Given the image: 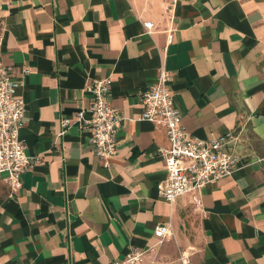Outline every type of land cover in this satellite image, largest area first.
<instances>
[{
    "label": "crops",
    "instance_id": "1",
    "mask_svg": "<svg viewBox=\"0 0 264 264\" xmlns=\"http://www.w3.org/2000/svg\"><path fill=\"white\" fill-rule=\"evenodd\" d=\"M154 27L145 33L143 21ZM0 59L26 101L20 139L40 159L11 189L0 174V264H109L130 247L142 264H264V0H0ZM189 135L231 131L235 171L171 204L156 154L166 129L125 121L106 165L76 124L86 84L109 79V100L125 117L159 67ZM24 70H27L24 72ZM170 221L161 243L156 223Z\"/></svg>",
    "mask_w": 264,
    "mask_h": 264
},
{
    "label": "built area",
    "instance_id": "2",
    "mask_svg": "<svg viewBox=\"0 0 264 264\" xmlns=\"http://www.w3.org/2000/svg\"><path fill=\"white\" fill-rule=\"evenodd\" d=\"M164 1L169 11L178 2ZM142 24L145 33L150 34L153 22L146 20ZM170 81V71L164 65L160 66L154 81L139 93L141 111L135 117H125L109 100V79L92 78L85 86L90 94L89 105L72 115L60 117L58 134L64 133L72 124L86 129L93 152L107 165L117 151L116 133L126 120H148L161 124L166 129L168 144L156 148L166 171V176L157 182V192L170 204L184 193H199L208 183L237 169L239 156L229 147L236 136L231 131L209 139L189 135L181 123V111L176 105ZM17 87L18 81L12 76L10 67L0 59V174H6L13 190L21 186V174L40 159L38 155L26 154L20 139V130L25 125L26 101ZM171 234L170 221L156 223L153 227L157 243ZM145 250L130 247L123 257L109 264H142ZM190 256V251H182L176 264H191Z\"/></svg>",
    "mask_w": 264,
    "mask_h": 264
}]
</instances>
